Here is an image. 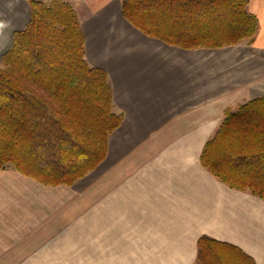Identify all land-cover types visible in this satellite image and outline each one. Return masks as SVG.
Here are the masks:
<instances>
[{
	"label": "crops",
	"instance_id": "1",
	"mask_svg": "<svg viewBox=\"0 0 264 264\" xmlns=\"http://www.w3.org/2000/svg\"><path fill=\"white\" fill-rule=\"evenodd\" d=\"M61 1L77 16L86 63L107 74L122 122L103 161L71 186L0 170V264H197L201 236L264 264V200L199 163L225 114L264 97V0H247L254 40L215 50L144 36L121 0ZM5 2L14 27L0 35V64L30 18L28 0L12 13Z\"/></svg>",
	"mask_w": 264,
	"mask_h": 264
},
{
	"label": "trees",
	"instance_id": "2",
	"mask_svg": "<svg viewBox=\"0 0 264 264\" xmlns=\"http://www.w3.org/2000/svg\"><path fill=\"white\" fill-rule=\"evenodd\" d=\"M247 0H121L123 18L144 36L183 50L251 43L258 20ZM30 18L0 64V170L49 186H71L105 158L120 126L107 74L85 61L73 9L28 0ZM199 163L228 188L264 200V97L227 112ZM197 264H255L239 248L201 236Z\"/></svg>",
	"mask_w": 264,
	"mask_h": 264
},
{
	"label": "clouds",
	"instance_id": "3",
	"mask_svg": "<svg viewBox=\"0 0 264 264\" xmlns=\"http://www.w3.org/2000/svg\"><path fill=\"white\" fill-rule=\"evenodd\" d=\"M45 2L48 3L49 0H45ZM19 4L20 0H6L4 7L7 8L9 13H12L19 6ZM16 15H19V13H16ZM13 27L14 26L12 25L11 20L6 19L5 13L0 11V35L12 30Z\"/></svg>",
	"mask_w": 264,
	"mask_h": 264
},
{
	"label": "rangeland",
	"instance_id": "4",
	"mask_svg": "<svg viewBox=\"0 0 264 264\" xmlns=\"http://www.w3.org/2000/svg\"><path fill=\"white\" fill-rule=\"evenodd\" d=\"M45 1V0H44ZM44 1H40V2H44ZM61 1V0H60ZM249 1V0H248ZM264 2V1H263ZM65 3V2H64ZM67 4V3H66ZM69 5V4H68ZM248 9H249V7H248ZM74 11V10H73ZM11 47V46H10ZM86 176V175H85ZM82 179V178H81Z\"/></svg>",
	"mask_w": 264,
	"mask_h": 264
}]
</instances>
